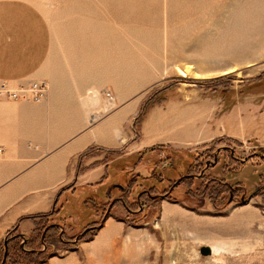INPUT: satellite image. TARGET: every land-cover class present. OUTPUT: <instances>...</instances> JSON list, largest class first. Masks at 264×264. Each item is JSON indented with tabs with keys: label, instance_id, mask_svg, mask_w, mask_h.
<instances>
[{
	"label": "rangeland",
	"instance_id": "1",
	"mask_svg": "<svg viewBox=\"0 0 264 264\" xmlns=\"http://www.w3.org/2000/svg\"><path fill=\"white\" fill-rule=\"evenodd\" d=\"M10 1L40 6L19 15L30 23V16L56 24L63 17L79 23L85 18L98 22L100 36L114 38L115 51L125 52V57L115 52V76L129 73L131 87L148 81L139 91L144 97L135 116L149 99L132 125L135 136L148 109L168 103L169 98L182 102L183 114L193 108L195 119L199 111L206 114L202 121L211 124L210 137L187 148L132 154L134 163L122 172L127 183L128 177L133 180L123 193L132 211L114 202L113 210L124 213L118 215L124 224L111 245L103 236L83 253L74 250L76 244L59 243L68 247L64 252L49 245L36 263L11 247L18 264H264V251L254 249V197L264 212V156L259 154L264 152V0ZM159 70L162 73L156 76ZM0 80L24 89L31 82L44 81L45 97L48 93L46 80L39 77ZM254 129L261 138L254 136ZM214 155L216 164L203 179L184 178L168 197L149 202L144 189L161 193L181 174L194 171L190 165L194 160L201 156L212 160ZM235 156L247 160L240 164ZM225 182L239 186L232 201ZM139 194L148 201L142 208ZM104 203L97 201L96 206ZM80 231L67 228L65 235L72 238ZM203 245H212L213 252H201Z\"/></svg>",
	"mask_w": 264,
	"mask_h": 264
},
{
	"label": "crops",
	"instance_id": "2",
	"mask_svg": "<svg viewBox=\"0 0 264 264\" xmlns=\"http://www.w3.org/2000/svg\"><path fill=\"white\" fill-rule=\"evenodd\" d=\"M35 8L40 6L34 2L0 0V77H39L48 84L41 101L0 100V257L2 242L6 241L8 254L12 242L21 246L38 232L47 234L58 252L67 250L58 245L64 243L76 244L74 250L83 253L102 236L111 245L124 224L119 218L124 213L115 210L103 216L87 239L64 242L58 235L67 228L75 233L90 230L100 215L97 201L108 207L123 201L127 181L122 172L134 163L135 152L157 144L163 146L149 149L150 153L187 148L210 137L211 124L202 121L206 114L197 111L195 119L193 108L183 114L177 98L150 107L135 136L133 117L144 97L139 91L148 81L131 87L129 73L115 76V52L125 57L124 49L115 51L114 38L99 35L97 21L84 18L85 23H79L63 17L56 24L46 18L41 22L30 16L32 23L19 18ZM15 10L22 12L2 14ZM104 86L114 93L112 104L103 103ZM199 124L202 127L196 128ZM255 129L254 136L261 138ZM255 201L254 249L264 251V212ZM14 232L19 239L7 240Z\"/></svg>",
	"mask_w": 264,
	"mask_h": 264
},
{
	"label": "trees",
	"instance_id": "3",
	"mask_svg": "<svg viewBox=\"0 0 264 264\" xmlns=\"http://www.w3.org/2000/svg\"><path fill=\"white\" fill-rule=\"evenodd\" d=\"M149 99V98H148ZM148 99L147 100H145V102L142 104V106H141V108H140V111H139V113L135 116V119H134V121H133V126H134V122L136 121V120H138V119H140V116L142 115V113L144 112V110H145V106H146V104H147V102L146 101H148ZM160 146H163L162 144H157V145H155V146H152V147H150V148H146V149H142L139 153H142V152H145L146 150H149V149H151V148H154V147H160ZM259 153H264V152H259ZM194 171H196V169H193ZM149 175H152L151 173L149 174ZM147 175H145V177H146ZM132 178H130V177H128V183H127V185L125 186V190H124V192L123 193H125V191H127L128 190V187L130 186V184L132 183ZM172 183V182H171ZM171 183H170V185H171ZM169 185V186H170ZM230 186H228L227 184H226V186H225V188H229ZM236 187V195H237V192H239V189H238V185H236L235 186ZM148 192H151L149 189H148ZM122 193V195H121V197H122V199H123V201H121V204H122V206H124L125 208H126V210H128L129 212H131L132 211V209L130 208V206L127 204L128 202H127V197L125 196V194H123ZM152 193V192H151ZM145 194H147V193H145ZM169 194V193H168ZM168 194H166L165 196H167L168 197ZM141 196V195H140ZM148 197H150L149 195H147ZM127 198V199H126ZM158 198H160V196H157V197H150L149 198V202H151L152 200H157ZM140 201H141V207L140 208H142L143 206H144V204H145V202H148V201H145L144 199H142V198H140L139 199ZM114 205H116V204H111V206H110V208H109V210L107 211V208H108V205L107 204H102V206H101V208H100V206L99 207H97V208H99V210H100V215H99V219H95V220H93L92 222H91V225H93V227L90 229V230H88V231H85V232H83V233H78V236H72V238L73 237H75L76 239H80V238H83V236L84 235H86L87 233L88 234H91V232L95 229V227H96V224H98L100 221H101V219L103 218V216L105 215V214H109L112 210H113V207H114ZM46 236H47V234H46ZM46 236L45 235H41V233H37L33 238H31V239H29V240H27V241H23V243H22V246H20V244H19V242H12V244H11V246L14 248V251H18V252H23V254H25L28 258H30V261H31V263H33L34 261V259H35V263L38 261V260H41L42 259V256H41V253H43L44 251H45V249H42L40 246H41V244H39L40 242H42V243H44L45 245H46V247H48L49 245L53 248L54 247V249L56 248V246H55V243L54 242H49V241H47V239H46ZM8 238H7V240H9V239H12V238H16V239H19L18 237H20L17 233H11L10 235H8L7 236ZM37 238V240H35ZM72 238H69L67 235H65V233L62 231L59 235H58V239H60V240H62V241H64V242H69V241H72L71 239ZM68 239V240H67ZM70 239V240H69ZM33 241H36V244H33L32 242ZM3 246H4V242H2V245H1V251L3 250ZM8 246H9V243H8ZM9 248V247H8ZM12 256H14V254H11V252L10 253H8L7 254V256H6V258H5V260H4V262H3V264H18V262H17V260H16V258H15V256H14V258H12ZM2 257V256H1ZM1 257H0V260H1Z\"/></svg>",
	"mask_w": 264,
	"mask_h": 264
},
{
	"label": "built area",
	"instance_id": "4",
	"mask_svg": "<svg viewBox=\"0 0 264 264\" xmlns=\"http://www.w3.org/2000/svg\"><path fill=\"white\" fill-rule=\"evenodd\" d=\"M21 86H11L5 80H0V100H14V99H28L33 101H39L45 97V83L44 81L31 82L27 84V87ZM104 105L107 102L115 101V96L113 91L109 87H103L101 89ZM106 103V104H105ZM113 108L110 106L109 109ZM105 109V110H109ZM91 120L94 119L93 116L90 117ZM1 149V147H0Z\"/></svg>",
	"mask_w": 264,
	"mask_h": 264
},
{
	"label": "flooded vegetation",
	"instance_id": "5",
	"mask_svg": "<svg viewBox=\"0 0 264 264\" xmlns=\"http://www.w3.org/2000/svg\"><path fill=\"white\" fill-rule=\"evenodd\" d=\"M227 148V146H223V148L222 149H226ZM220 149V148H219ZM218 149V150H219ZM217 150V151H218ZM229 152H231L232 153V150H228ZM200 153V151H197V153ZM254 152V151H253ZM248 157V156H247ZM200 159H199V161H195L194 160V162H192V163H190V165L192 166V169H198V170H196V171H188L187 173H183V174H181L179 177H177L174 181H172V183H171V185L170 186H168L164 191H162L161 193H151V192H148V190H146V189H144V192L145 193H147V195H149L150 197H157V196H160V197H165V195L166 194H168L181 180H183L184 178H190V179H195V178H201V179H203V175H204V173L206 172V170L210 167V166H214V164H216V159H217V157H216V155H214V158L211 160L208 156H201V157H199ZM233 159H235V160H239V162H240V164H242V163H244L246 160H247V158H242V159H240V158H238V157H234ZM249 159V158H248ZM228 185V186H230L229 188H225L226 190H227V192H228V201H232V199H233V195H234V192L236 191V185H234V186H232V185H230L231 183H224L223 185L225 186V185ZM204 187H205V185H203V189H204ZM142 190V189H141ZM140 191V190H139ZM138 191V192H139ZM141 193H143V192H141ZM242 193H240V195H241ZM249 197H251V195L249 196ZM141 198V196H140V194L137 196V199H138V201H139V208L141 207V201L139 200ZM245 199L246 198H244L243 196H241L240 197V200L241 201H245ZM111 206V205H110ZM110 206L107 208V211L109 210V208H110ZM76 236H78V233L75 235V237ZM75 237H73L71 240H74V238ZM68 240V239H67ZM70 240V239H69ZM75 240H78V239H75ZM21 246H22V244H21Z\"/></svg>",
	"mask_w": 264,
	"mask_h": 264
},
{
	"label": "water",
	"instance_id": "6",
	"mask_svg": "<svg viewBox=\"0 0 264 264\" xmlns=\"http://www.w3.org/2000/svg\"><path fill=\"white\" fill-rule=\"evenodd\" d=\"M223 146H224V145H223ZM223 146H221V147H223ZM218 149H219V147L217 148V150H218ZM259 154H261L262 156H264V154H262V153H259ZM5 242H6V241H4V251H3V256H2V259H1L0 264H3V262H4L5 258H6V254H7V248H6ZM200 251L203 252V253H210V252H209V247H208V245H203V246H201Z\"/></svg>",
	"mask_w": 264,
	"mask_h": 264
},
{
	"label": "bare ground",
	"instance_id": "7",
	"mask_svg": "<svg viewBox=\"0 0 264 264\" xmlns=\"http://www.w3.org/2000/svg\"><path fill=\"white\" fill-rule=\"evenodd\" d=\"M191 66V65H190ZM184 73V72H183ZM110 104H112V102H110ZM211 246V245H210ZM213 247L211 246L210 248H209V251H212L213 252V249H212Z\"/></svg>",
	"mask_w": 264,
	"mask_h": 264
}]
</instances>
